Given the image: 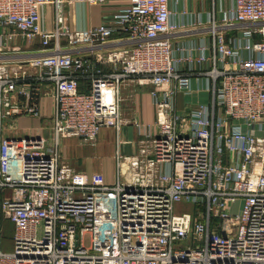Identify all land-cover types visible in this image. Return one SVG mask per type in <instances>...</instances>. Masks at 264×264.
I'll list each match as a JSON object with an SVG mask.
<instances>
[{
  "label": "built area",
  "instance_id": "1",
  "mask_svg": "<svg viewBox=\"0 0 264 264\" xmlns=\"http://www.w3.org/2000/svg\"><path fill=\"white\" fill-rule=\"evenodd\" d=\"M181 1L203 0H126L111 24L69 30L64 0H0V225L13 228L0 264H264V0H210L206 22ZM115 35L126 45L102 51ZM17 37L39 51L6 52ZM130 83L147 89L153 122H131L137 151L116 152L111 186L78 181L62 139L91 144L110 128L119 144ZM44 98L48 137L4 138L2 122L39 119ZM99 193L113 217L104 248L85 244ZM180 203L192 214H175Z\"/></svg>",
  "mask_w": 264,
  "mask_h": 264
},
{
  "label": "crops",
  "instance_id": "2",
  "mask_svg": "<svg viewBox=\"0 0 264 264\" xmlns=\"http://www.w3.org/2000/svg\"><path fill=\"white\" fill-rule=\"evenodd\" d=\"M64 0L62 7V16L65 28L69 30H82L95 28L101 24H111V18L114 12L126 4V0ZM217 8V1L214 3ZM212 2L203 1H181L177 4V12L186 10L194 14H200L203 22H206V14L211 10ZM41 27L47 31L54 29V9L51 6L42 7L40 10ZM205 24V23H204ZM204 26V25H203ZM202 33L184 34L179 33L173 39L175 42L199 43L204 40ZM126 44L121 37L115 35L111 38L109 44L102 50L116 49ZM40 46L37 42L32 45L23 42L19 37L8 46L6 52H25L32 54L39 51ZM101 51V52H102ZM82 54L84 52H77ZM103 72H110V67L99 65ZM82 86V85H81ZM204 86L202 79H193L192 87L197 90ZM123 98L121 105V117L124 125L121 128L117 143V136L110 128H103L99 131L96 139L91 144H81L78 139L70 138L61 142L60 152L64 156L72 154L71 168L74 170L75 178L78 181L97 185L111 186L115 177V154L121 156L134 155L137 151L136 141L137 133L131 124L133 120H138L145 124H150L154 120V109L151 100L147 94L146 88H141L133 84H128L123 88ZM203 100L205 96H202ZM196 100L193 99L192 102ZM184 96L179 95L178 106L184 105ZM42 112L39 119H30L22 117L17 121L18 130L3 133L4 138H28L45 136L41 130V124L45 123L52 116V100L44 98L42 101ZM12 129V128H11ZM23 135L20 137L19 135ZM18 137H15V136ZM48 137V136H47ZM46 137V138H47ZM89 149V150H88ZM92 154V158L85 159V153ZM110 195L99 193L96 195L95 218L97 223V232L109 231L112 234V207Z\"/></svg>",
  "mask_w": 264,
  "mask_h": 264
},
{
  "label": "rangeland",
  "instance_id": "3",
  "mask_svg": "<svg viewBox=\"0 0 264 264\" xmlns=\"http://www.w3.org/2000/svg\"><path fill=\"white\" fill-rule=\"evenodd\" d=\"M121 95H123V89L121 90ZM52 126H53L52 119H48L45 123L41 124L40 126L41 130L43 131L44 134H46L44 137H47L49 133L52 131ZM2 128H3V133L8 132L9 130L16 133V131L18 130L17 121L14 119L4 120L2 122ZM19 136L23 137L22 134ZM15 137H18V136L16 135ZM65 139H70V138H65ZM65 139H62V141ZM89 153L88 152L85 153V156H84L85 159H89V158L91 159L93 157L92 154H89ZM72 157H73L72 154L64 156V154L61 153L60 162H64L68 164L69 166H71L73 162ZM174 212L175 214H181V213H191L192 214L193 206L191 204L180 203L174 207ZM0 227H1L0 251L5 252V253H10L13 250V245L11 241L12 236H13L12 225L9 224L8 222L2 221ZM110 240H111V233L106 230V231H100L98 235H95L93 239V243H91L89 239H86L85 244L87 246H93V247H97L98 245H100L99 247L104 248L106 244L110 243Z\"/></svg>",
  "mask_w": 264,
  "mask_h": 264
}]
</instances>
